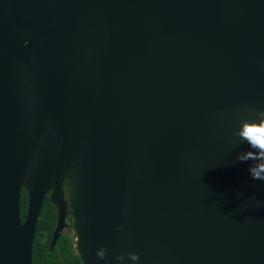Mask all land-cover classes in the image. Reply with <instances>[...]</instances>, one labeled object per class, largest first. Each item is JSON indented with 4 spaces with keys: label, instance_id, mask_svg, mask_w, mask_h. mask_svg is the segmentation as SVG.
Listing matches in <instances>:
<instances>
[{
    "label": "water",
    "instance_id": "95a60500",
    "mask_svg": "<svg viewBox=\"0 0 264 264\" xmlns=\"http://www.w3.org/2000/svg\"><path fill=\"white\" fill-rule=\"evenodd\" d=\"M261 109L264 0H0V264L46 198L80 264H264Z\"/></svg>",
    "mask_w": 264,
    "mask_h": 264
},
{
    "label": "trees",
    "instance_id": "16d2710c",
    "mask_svg": "<svg viewBox=\"0 0 264 264\" xmlns=\"http://www.w3.org/2000/svg\"><path fill=\"white\" fill-rule=\"evenodd\" d=\"M21 219L24 221L27 209V195L23 190L20 199ZM56 225V207L45 199L34 236L32 264H80L71 231L66 230L53 249L51 238Z\"/></svg>",
    "mask_w": 264,
    "mask_h": 264
},
{
    "label": "clouds",
    "instance_id": "9594fccd",
    "mask_svg": "<svg viewBox=\"0 0 264 264\" xmlns=\"http://www.w3.org/2000/svg\"><path fill=\"white\" fill-rule=\"evenodd\" d=\"M234 134L239 137L240 143L248 145L246 150L237 153L236 159L241 162L254 161L247 169L248 175L253 180L264 181V109L258 110L255 118L241 120ZM97 254L102 258L105 250L100 249ZM128 258L134 264L139 260L135 252L128 253ZM116 259L123 261L124 256L118 255Z\"/></svg>",
    "mask_w": 264,
    "mask_h": 264
},
{
    "label": "flooded vegetation",
    "instance_id": "af4514ba",
    "mask_svg": "<svg viewBox=\"0 0 264 264\" xmlns=\"http://www.w3.org/2000/svg\"><path fill=\"white\" fill-rule=\"evenodd\" d=\"M67 223L69 224V226H68V228L67 229H65L64 231H63V233L66 231V230H70L71 231V229H70V219L69 220H67ZM72 232V231H71ZM73 234V233H72ZM73 236H74V234H73ZM74 238H75V236H74Z\"/></svg>",
    "mask_w": 264,
    "mask_h": 264
},
{
    "label": "rangeland",
    "instance_id": "374dc122",
    "mask_svg": "<svg viewBox=\"0 0 264 264\" xmlns=\"http://www.w3.org/2000/svg\"><path fill=\"white\" fill-rule=\"evenodd\" d=\"M72 233V232H71ZM73 235V234H72ZM73 241H75V238H74V236H73Z\"/></svg>",
    "mask_w": 264,
    "mask_h": 264
}]
</instances>
